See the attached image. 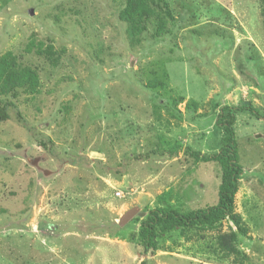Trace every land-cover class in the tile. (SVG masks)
Instances as JSON below:
<instances>
[{"label":"rangeland","instance_id":"rangeland-1","mask_svg":"<svg viewBox=\"0 0 264 264\" xmlns=\"http://www.w3.org/2000/svg\"><path fill=\"white\" fill-rule=\"evenodd\" d=\"M166 2L170 33L155 39L150 25L135 43L118 19L124 0H0V57L39 78L35 93L0 96L23 119L9 108L0 123V264H264V120L246 112L234 125L243 260L216 245L228 221L162 234L142 256L139 221L158 195L179 212L217 202L219 167L188 152L218 151V109L249 103L264 117V4ZM47 46L51 56L38 52ZM163 70L168 88L147 87Z\"/></svg>","mask_w":264,"mask_h":264},{"label":"trees","instance_id":"trees-1","mask_svg":"<svg viewBox=\"0 0 264 264\" xmlns=\"http://www.w3.org/2000/svg\"><path fill=\"white\" fill-rule=\"evenodd\" d=\"M264 4V0H260ZM264 20V7L261 10ZM118 19L127 24V34L138 43L141 35L152 26V37L157 39L169 34L167 25L174 22L172 12L166 0H124V6L118 13ZM150 23V24H149ZM29 52L33 48V43L27 45ZM40 54L52 55L51 46H47L45 51L38 50ZM168 76L163 70L161 76H153L148 80L147 87L152 89L166 90ZM39 84L38 75L31 69L20 68L12 53L7 52L0 57V96L14 93L18 88L35 93ZM182 97H176L174 106L183 102ZM195 106V103H190ZM15 110L17 119L23 122L21 115L16 110L11 101H5L0 107V123L8 119L7 109ZM246 112L256 120H264L259 111L249 103H242L235 106L223 105L216 113L214 124L220 129L222 138L219 149L216 153L206 156L200 152L189 151L188 155L197 163H215L219 167L220 181L217 187V202L204 209L179 212L167 203L168 192L158 195L161 205L150 209L145 217L139 222L137 237L143 249L142 256H153L159 250L158 238L165 233L172 231L189 232L212 231L217 229L223 221H228L234 230L219 236L216 239L218 250L225 257H240L237 248L239 238L248 234V227L244 224L242 217L235 213V196L239 189V183L243 174V168L238 161L237 142L234 125L238 113ZM40 145L48 149L44 141H39ZM176 151H171L169 156H175ZM139 264H147L146 260Z\"/></svg>","mask_w":264,"mask_h":264},{"label":"water","instance_id":"water-1","mask_svg":"<svg viewBox=\"0 0 264 264\" xmlns=\"http://www.w3.org/2000/svg\"><path fill=\"white\" fill-rule=\"evenodd\" d=\"M138 209L137 208H132L130 210H128L120 219V223L124 224L127 223V221H129L130 219H132L136 213H137Z\"/></svg>","mask_w":264,"mask_h":264},{"label":"built area","instance_id":"built-area-1","mask_svg":"<svg viewBox=\"0 0 264 264\" xmlns=\"http://www.w3.org/2000/svg\"><path fill=\"white\" fill-rule=\"evenodd\" d=\"M116 195H117L118 197H121V195H120L119 193H116Z\"/></svg>","mask_w":264,"mask_h":264}]
</instances>
